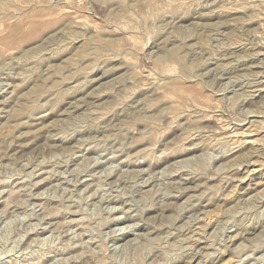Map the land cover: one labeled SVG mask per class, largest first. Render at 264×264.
<instances>
[{
    "label": "rangeland",
    "instance_id": "374dc122",
    "mask_svg": "<svg viewBox=\"0 0 264 264\" xmlns=\"http://www.w3.org/2000/svg\"><path fill=\"white\" fill-rule=\"evenodd\" d=\"M0 264H264V0H0Z\"/></svg>",
    "mask_w": 264,
    "mask_h": 264
},
{
    "label": "bare ground",
    "instance_id": "6f19581e",
    "mask_svg": "<svg viewBox=\"0 0 264 264\" xmlns=\"http://www.w3.org/2000/svg\"><path fill=\"white\" fill-rule=\"evenodd\" d=\"M185 89V88H184Z\"/></svg>",
    "mask_w": 264,
    "mask_h": 264
}]
</instances>
